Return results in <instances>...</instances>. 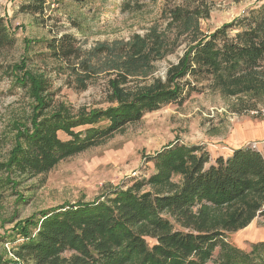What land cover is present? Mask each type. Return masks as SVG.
Here are the masks:
<instances>
[{
	"label": "trees",
	"instance_id": "1",
	"mask_svg": "<svg viewBox=\"0 0 264 264\" xmlns=\"http://www.w3.org/2000/svg\"><path fill=\"white\" fill-rule=\"evenodd\" d=\"M73 1L80 4L85 0ZM154 1L122 0L121 11H137L145 2ZM21 8L39 16L49 9L46 0H31ZM263 8L251 13L257 19L232 38L226 36L235 26L232 23L201 36L197 16L171 12V22L182 24L194 38L163 81L154 78L146 82L167 47L165 31L156 26L144 35L96 43L89 49H83L69 34L38 41L46 56L64 65L80 89L97 75L109 72L115 73V83L143 85L133 94H121L118 104L106 111L75 118L60 113L38 116L31 129L17 134L8 159L0 162V188L4 183L15 187L13 175L47 172L60 157L83 151L126 124L139 121L145 112L178 101L183 91H198L196 84L182 81L186 76L196 81L209 77L222 86L246 76L250 80H246L247 91L252 85L258 87L255 71L264 63ZM14 44L0 18V51ZM26 67L23 61L12 68L13 74L21 73L15 77L17 85L32 87L30 93L40 110L45 105L41 94L46 84ZM101 121H106V126H98ZM76 127L87 129L74 132ZM57 132L68 140H58ZM157 160V173L141 184H150L160 192L138 193L134 184L127 190H114L101 201L77 202L34 214L0 236L2 245L21 239L11 246L8 256L0 255V264H264V242L253 244L250 252L244 253L221 240L226 233L245 229L255 218H264V140L260 149L241 147L212 164L201 147L176 146ZM171 173L180 176L178 185L170 182ZM218 245V257L213 261ZM63 252L71 254L65 257Z\"/></svg>",
	"mask_w": 264,
	"mask_h": 264
},
{
	"label": "rangeland",
	"instance_id": "2",
	"mask_svg": "<svg viewBox=\"0 0 264 264\" xmlns=\"http://www.w3.org/2000/svg\"><path fill=\"white\" fill-rule=\"evenodd\" d=\"M30 1L0 0V18L15 40L12 48L0 51V162L8 159L17 134L31 129L38 116L60 113L75 118L106 111L118 104L121 94H133L143 85L115 83V73L109 72L97 75L80 89L64 65L46 56V49L38 41L69 34L83 49H89L96 43L144 35L156 26L165 31L167 47L154 62V72L146 82L154 78L163 81L194 38L182 24L171 22V12L197 16L201 36L232 23L235 26L226 35L232 38L247 24H253L257 18L251 13L264 6V0H155L145 2L140 10L122 12V0H85L80 4L46 0L49 9L39 16L22 12L21 7ZM23 61L32 76L45 81L41 94L45 105L40 110L30 93L32 87L17 85L15 77H21V73L13 74L12 68ZM255 72L260 83L258 87L249 85L251 91L246 90L250 82L246 76H240L239 82L235 77L229 86L209 77L196 81L186 76L182 81L196 84L198 91H183L178 101L145 112L139 121L126 124L83 151L60 157L47 172L13 175L11 181L16 186L4 183L0 188V236L34 214L77 202L101 201L114 190H127L134 184L139 187L138 193L160 192L141 182L157 173V158L176 146L201 147L209 155V164L241 147L260 149L264 140V63ZM98 126H106V121ZM85 129L73 130L82 133ZM56 137L62 142L68 140L61 132ZM180 179L170 174L171 183L178 185ZM20 240L12 245L0 244V255L8 256L11 246ZM221 240L249 253L253 244L264 242V218H255L245 229L226 233ZM147 242L153 244L150 239ZM218 252L219 245L213 261ZM70 254L63 252L62 256Z\"/></svg>",
	"mask_w": 264,
	"mask_h": 264
}]
</instances>
